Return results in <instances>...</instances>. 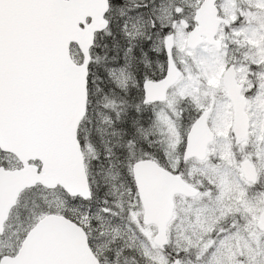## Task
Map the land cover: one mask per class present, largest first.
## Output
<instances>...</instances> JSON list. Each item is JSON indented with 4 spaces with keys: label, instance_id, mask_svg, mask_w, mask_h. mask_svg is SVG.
<instances>
[{
    "label": "snow or ice",
    "instance_id": "snow-or-ice-1",
    "mask_svg": "<svg viewBox=\"0 0 264 264\" xmlns=\"http://www.w3.org/2000/svg\"><path fill=\"white\" fill-rule=\"evenodd\" d=\"M0 264H264V0H0Z\"/></svg>",
    "mask_w": 264,
    "mask_h": 264
}]
</instances>
